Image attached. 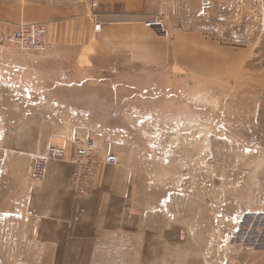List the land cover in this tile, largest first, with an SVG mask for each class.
Masks as SVG:
<instances>
[{
	"label": "crops",
	"instance_id": "0c3cea01",
	"mask_svg": "<svg viewBox=\"0 0 264 264\" xmlns=\"http://www.w3.org/2000/svg\"><path fill=\"white\" fill-rule=\"evenodd\" d=\"M205 1L218 11L201 31L240 47L225 49L223 59H216L219 68L237 61L241 69L254 58L263 69L264 29L255 11L236 0L242 2L232 16L230 0ZM142 3L98 0L91 17L92 0H0V225L14 226L4 239L27 242L24 256L31 264H264L263 226L245 233L238 216L228 221L232 228L227 233H216L214 219L203 212L213 197L201 201L192 186L184 197L179 191L173 205L164 200L167 192L145 199L136 185L131 149L103 141L88 123L94 111L88 105L93 97L89 86L97 80L81 78L72 65L80 63L83 49L134 48V22L114 18L118 6L131 12ZM23 23L47 26V53L23 52L2 42L4 33ZM93 28L106 40L94 44L81 37ZM186 37L176 44L178 62L198 39ZM150 51L157 56L155 48ZM78 137L95 138L102 160L84 198L74 191L70 162ZM49 146L65 147L69 160L51 161L46 180L38 183L30 177L32 161ZM108 155L117 156L118 163H107ZM261 207L258 213L264 214Z\"/></svg>",
	"mask_w": 264,
	"mask_h": 264
},
{
	"label": "rangeland",
	"instance_id": "374dc122",
	"mask_svg": "<svg viewBox=\"0 0 264 264\" xmlns=\"http://www.w3.org/2000/svg\"><path fill=\"white\" fill-rule=\"evenodd\" d=\"M204 1L144 0L131 12L118 6L114 20L136 27L134 48L83 49L72 72L96 78L89 86L94 111L88 123L103 141L131 149L141 196L167 192L164 200L173 205L179 191L184 197L192 186L200 200L213 197L203 212L214 219L216 233H227L228 221L238 216L249 233L255 225L264 227V214L258 213L264 204V68L254 58L241 69L237 61L219 68L223 51L240 47L201 31L218 11L214 6L210 18L202 17ZM241 2L229 1L232 16ZM244 4L255 11L256 0ZM93 30L81 37L94 44L106 40ZM186 36L198 39L178 62L176 44ZM6 230L14 226L0 225V264H31L24 256L27 242L4 239L10 236Z\"/></svg>",
	"mask_w": 264,
	"mask_h": 264
},
{
	"label": "built area",
	"instance_id": "2783aa9c",
	"mask_svg": "<svg viewBox=\"0 0 264 264\" xmlns=\"http://www.w3.org/2000/svg\"><path fill=\"white\" fill-rule=\"evenodd\" d=\"M92 6H99L98 0H93ZM214 5L210 1L202 4L201 15L210 18ZM255 13L260 25L264 29V0H256ZM148 26H156L149 23ZM96 32H100L101 25L95 26ZM3 43L14 45L18 50L28 53L45 54L50 46L48 42L47 26L39 23H23L15 31L4 33L1 37ZM75 157L70 160L75 166L73 188L79 198L88 195L96 168L102 162L98 144L93 139H74ZM69 160L68 151L65 147L49 146L43 153L34 156L30 177L32 180L42 183L46 180L48 166L51 161ZM107 163L117 164L118 158L115 155H108L105 159Z\"/></svg>",
	"mask_w": 264,
	"mask_h": 264
}]
</instances>
